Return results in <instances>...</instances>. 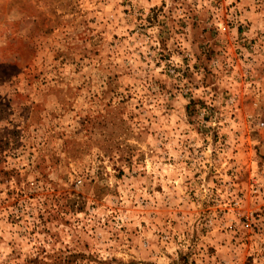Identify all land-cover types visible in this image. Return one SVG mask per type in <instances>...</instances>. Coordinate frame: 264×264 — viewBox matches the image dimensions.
Listing matches in <instances>:
<instances>
[{"label":"rangeland","instance_id":"374dc122","mask_svg":"<svg viewBox=\"0 0 264 264\" xmlns=\"http://www.w3.org/2000/svg\"><path fill=\"white\" fill-rule=\"evenodd\" d=\"M264 0H0V264H264Z\"/></svg>","mask_w":264,"mask_h":264},{"label":"built area","instance_id":"2783aa9c","mask_svg":"<svg viewBox=\"0 0 264 264\" xmlns=\"http://www.w3.org/2000/svg\"><path fill=\"white\" fill-rule=\"evenodd\" d=\"M262 38L264 39V35L262 36Z\"/></svg>","mask_w":264,"mask_h":264}]
</instances>
